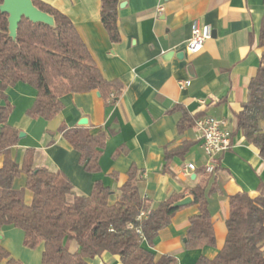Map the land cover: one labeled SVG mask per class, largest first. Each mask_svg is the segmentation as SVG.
I'll use <instances>...</instances> for the list:
<instances>
[{
	"label": "crops",
	"instance_id": "0c3cea01",
	"mask_svg": "<svg viewBox=\"0 0 264 264\" xmlns=\"http://www.w3.org/2000/svg\"><path fill=\"white\" fill-rule=\"evenodd\" d=\"M41 1L74 23L103 76L120 83L122 92L116 103H108L98 90L68 94L63 97V110L45 120L28 115L36 89L24 82L12 86L7 91L13 105L9 123L35 141L19 140L13 149L15 158L21 162L32 148L35 166L65 173L76 194L89 195L101 182L113 191L114 200L120 197L131 167H136L141 193L153 207L171 195L191 196L188 189L199 184L216 187L208 194L214 246L186 248L190 218L199 213L194 201L177 211L152 245L143 242L155 255H173L179 264L216 257L227 235L229 197L246 191L254 198L264 189V158L237 130L235 117L247 99L251 80L264 65V0H119L116 42L101 21V0ZM159 4L164 7L160 13ZM194 21L210 25L212 37L190 57L186 43ZM180 81L191 83L181 87ZM205 116L225 120L233 141L230 150L214 158L212 173L205 169L209 159L198 131L189 123ZM84 118L87 124L81 125ZM62 125L109 134L98 172L81 164L80 154L60 131ZM260 126L264 131V119ZM188 163H194L196 170L186 171ZM25 183L22 175L14 187ZM31 199L28 191L26 200ZM0 241L24 264L42 263V245L25 246L22 229L0 228ZM104 262L123 264L118 255L109 253L89 260V264Z\"/></svg>",
	"mask_w": 264,
	"mask_h": 264
},
{
	"label": "trees",
	"instance_id": "16d2710c",
	"mask_svg": "<svg viewBox=\"0 0 264 264\" xmlns=\"http://www.w3.org/2000/svg\"><path fill=\"white\" fill-rule=\"evenodd\" d=\"M32 1L54 18L53 26L23 18L13 39L8 14L0 11V228L13 225L22 229L29 248L41 244V264H89V260L106 253L118 255L123 264H179L173 255H155L143 242L152 245L169 226L182 208L173 205L185 194L171 195L153 207L141 193L140 170L131 167L118 199L114 200L113 191L101 182L95 183L89 195H78L65 173L35 166L32 148L25 151L21 162L15 158L13 149L20 132L9 123L13 105L7 91L12 86L24 82L36 89L28 115L45 120L63 110V97L68 94L98 90L108 103H116L122 92L120 83L103 76L74 23L51 5ZM118 10L119 0H101V21L113 42L120 39ZM235 117L237 130L264 158L260 126L264 119V65L251 80L247 99ZM198 118L189 119V123L195 127ZM60 131L80 154L85 169L98 172L109 134L65 125ZM22 175L26 178L24 187L15 188V179ZM215 190L213 186L208 189L207 184L188 189L199 213L190 218L186 248L215 245L208 199L209 192ZM28 191L32 193L30 202L26 200ZM229 204L224 246L216 257L202 256L196 264H264V189L254 198L246 191L232 195ZM142 212L146 217H140ZM0 264L24 263L0 241Z\"/></svg>",
	"mask_w": 264,
	"mask_h": 264
},
{
	"label": "built area",
	"instance_id": "2783aa9c",
	"mask_svg": "<svg viewBox=\"0 0 264 264\" xmlns=\"http://www.w3.org/2000/svg\"><path fill=\"white\" fill-rule=\"evenodd\" d=\"M164 9L162 4H159L157 11L160 13ZM212 37V28L210 25L202 24L199 21H194L191 28V36L186 43V53L191 57L199 54L207 40ZM190 81H180L181 87L190 85ZM226 121L214 117H199L196 120L195 128L198 131L201 147L208 157L209 162L205 169L212 173L215 170L214 158L218 154H222L230 150L233 146L232 134L225 128ZM186 171H195L196 165L188 163ZM140 217H146V213L142 212Z\"/></svg>",
	"mask_w": 264,
	"mask_h": 264
},
{
	"label": "water",
	"instance_id": "95a60500",
	"mask_svg": "<svg viewBox=\"0 0 264 264\" xmlns=\"http://www.w3.org/2000/svg\"><path fill=\"white\" fill-rule=\"evenodd\" d=\"M0 11L8 14L9 36L13 39L17 37L19 23L23 18H27L34 23L43 22L51 26L54 25V18L37 8L32 0H3V3L0 5ZM98 94H100V92ZM79 123L85 125L87 124V119L84 118ZM23 136L24 133L20 132L19 137L21 138ZM192 201V197L187 196L175 202L173 207H183L190 204ZM186 240L187 239H184V241Z\"/></svg>",
	"mask_w": 264,
	"mask_h": 264
},
{
	"label": "rangeland",
	"instance_id": "374dc122",
	"mask_svg": "<svg viewBox=\"0 0 264 264\" xmlns=\"http://www.w3.org/2000/svg\"><path fill=\"white\" fill-rule=\"evenodd\" d=\"M29 140V142L31 141L32 143H34L35 141H33V139H31V137L29 138V137H27V136H23V137H21L20 138V140ZM36 140V139H35ZM36 142H37V144H38V140H36ZM34 147V146H33Z\"/></svg>",
	"mask_w": 264,
	"mask_h": 264
}]
</instances>
